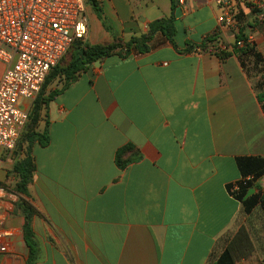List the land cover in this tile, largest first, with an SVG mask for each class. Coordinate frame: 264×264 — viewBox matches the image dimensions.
Listing matches in <instances>:
<instances>
[{
	"label": "crops",
	"instance_id": "obj_1",
	"mask_svg": "<svg viewBox=\"0 0 264 264\" xmlns=\"http://www.w3.org/2000/svg\"><path fill=\"white\" fill-rule=\"evenodd\" d=\"M149 1L141 29L112 12L118 38L171 16L175 0ZM253 1L233 0L236 21L264 59V0L259 10ZM85 15L88 42L111 41L91 6ZM219 15L211 0H187L174 14L173 45L156 33L146 53L105 58L59 92L35 128L46 127L48 144L29 148L30 198L12 190L23 152L0 147V264H215L240 227L252 250L238 263L261 264L264 216L259 208L245 215L227 191L239 179L236 159L264 157L260 76L251 59L243 65L231 53L234 33L219 27ZM214 34L212 48H199ZM221 52L230 56L221 61ZM4 70L0 62V79ZM128 145L133 161L119 169L115 155ZM22 200L35 211L29 241Z\"/></svg>",
	"mask_w": 264,
	"mask_h": 264
},
{
	"label": "built area",
	"instance_id": "obj_2",
	"mask_svg": "<svg viewBox=\"0 0 264 264\" xmlns=\"http://www.w3.org/2000/svg\"><path fill=\"white\" fill-rule=\"evenodd\" d=\"M97 1V0H96ZM184 10L187 0H176ZM220 10L217 24L238 33L233 0H211ZM261 9L260 0L252 2ZM264 25L262 17L257 19ZM88 22L85 0H0V147L11 154L28 121L22 100L33 103L53 67L75 41L86 40ZM254 45L251 36L236 46ZM237 186L232 191L236 192ZM4 190L0 188V194ZM7 233H0V237Z\"/></svg>",
	"mask_w": 264,
	"mask_h": 264
},
{
	"label": "trees",
	"instance_id": "obj_3",
	"mask_svg": "<svg viewBox=\"0 0 264 264\" xmlns=\"http://www.w3.org/2000/svg\"><path fill=\"white\" fill-rule=\"evenodd\" d=\"M87 3L92 7L97 19L101 23L102 27L106 31L110 32V28L107 27L103 12L96 0H88ZM177 6L172 2L171 16L169 18H163L155 20L148 24V29L145 34L140 36H132L127 42L119 38H114L111 41H105L99 44L91 45L85 43L84 40L75 41L69 50L73 49V54L70 61L60 67V63L68 53L61 58L55 67L47 75L44 84L35 100L32 103L31 111L29 112L28 121L25 125L23 134L21 136V143L25 144V152L23 159L17 161L12 173L16 178V183L13 187V192L24 198L28 195V187L32 182L33 173L35 172L34 160L30 154V145L37 142L41 146L48 144V132L45 127L42 133L35 132V128L41 119V113L44 109H47L49 102L53 101L55 97L63 89L67 88L72 82L76 80L78 75L84 72L89 66L94 63L100 62L105 58L112 56L125 57L131 51L138 53H146L148 51V44L152 40L156 33L163 34L167 40L173 45V37L175 35L174 28V14ZM234 43L232 44V52L237 55L239 60L244 62L248 59L252 60V66L256 69H260L259 82L257 83V98L262 104L264 110V59L263 56L255 50L254 45H245L242 48L236 46L237 40H244L245 36L241 29L238 33H234ZM216 39V34L204 39L199 48L210 49L212 48L213 41ZM216 56L224 61L230 56V53L221 52L216 53ZM260 66V68L258 67ZM64 78V84L61 89L49 91L45 94L47 86L52 84L56 79ZM134 147L128 145L118 150L115 155V164L119 169H124L133 160L129 157L128 153L133 151ZM236 168L239 175V179L234 184L227 186L229 195L239 202L242 206L243 213L249 215L255 208H259L264 216V187L261 186V182L264 179V157H242L236 159ZM237 186L238 190L233 192L232 189ZM253 193H250V192ZM22 214L25 218L24 235L29 241L31 235L30 222L31 218L35 214L34 209L28 205L25 200H22L20 206ZM252 246L249 240V236L244 227H240L235 233L233 238L226 244V247L222 254L219 256L215 264H236L237 257H245L250 254ZM31 263V262H29ZM261 264H264L262 260Z\"/></svg>",
	"mask_w": 264,
	"mask_h": 264
},
{
	"label": "rangeland",
	"instance_id": "obj_4",
	"mask_svg": "<svg viewBox=\"0 0 264 264\" xmlns=\"http://www.w3.org/2000/svg\"><path fill=\"white\" fill-rule=\"evenodd\" d=\"M102 1L103 0H97L96 1L97 4L99 5V7L102 6ZM108 1H110L112 3V5L108 4V2H106L104 5V9L102 8V11L104 12V15L106 17V19H105L106 25L111 30H110V32L106 31L104 29V27H102V25H101V28L103 30H105V32L110 34L111 40H113L114 38H118V36H116V34H115V27L118 25L116 23V21L120 22L119 20L115 21L114 17L111 16L112 12L113 13L115 12L116 17L120 18L121 21L127 22L129 25L139 27L140 29L142 28V21H146L147 17L149 16V11L151 8V2L149 0H108ZM85 5L88 6L89 4L86 2ZM89 14L90 13L88 12V15ZM140 35H142V34H140ZM140 35H137V36H140ZM119 39L123 40V42H127L129 40L126 37L119 38ZM84 42L91 44L90 42H88L87 39L84 40ZM100 43H102V42H100ZM91 45H93V44H91ZM72 54H73V49L69 50L68 53L65 55V57L63 58V60L60 63V67L65 66L70 61ZM256 70H257V68H256ZM260 70H261V68L258 69V72H260ZM257 81H259V80H255V82H257ZM63 84H64V78L56 79L52 84H50L49 86L46 87L45 94H47L49 91L61 89ZM30 111H31V109H30ZM22 134H23V132H22ZM22 134H21V136H22ZM21 136H20L18 143H17V146L13 152L15 155H17L18 153H21V152H23V155H24V152H25L26 146H25V144H22L23 142L21 143ZM15 183H14V185H15ZM261 183L264 184V179L262 180ZM25 198H30V197H29V195H27ZM253 219L256 220L257 215H255V216L253 215ZM240 259H242V258H239L236 256V264H239L238 262L240 261Z\"/></svg>",
	"mask_w": 264,
	"mask_h": 264
},
{
	"label": "water",
	"instance_id": "obj_5",
	"mask_svg": "<svg viewBox=\"0 0 264 264\" xmlns=\"http://www.w3.org/2000/svg\"><path fill=\"white\" fill-rule=\"evenodd\" d=\"M175 5L176 6L178 5L176 0H175ZM180 13H181V9L179 7H177L176 12H175V16L179 17Z\"/></svg>",
	"mask_w": 264,
	"mask_h": 264
}]
</instances>
